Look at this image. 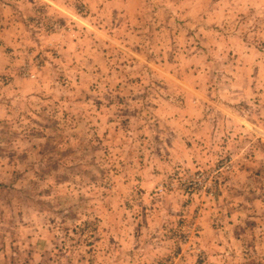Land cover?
<instances>
[{"label":"rangeland","instance_id":"1","mask_svg":"<svg viewBox=\"0 0 264 264\" xmlns=\"http://www.w3.org/2000/svg\"><path fill=\"white\" fill-rule=\"evenodd\" d=\"M0 264H264V0H0Z\"/></svg>","mask_w":264,"mask_h":264}]
</instances>
